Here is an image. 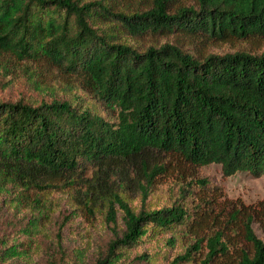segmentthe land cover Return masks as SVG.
Listing matches in <instances>:
<instances>
[{
	"label": "trees",
	"instance_id": "1",
	"mask_svg": "<svg viewBox=\"0 0 264 264\" xmlns=\"http://www.w3.org/2000/svg\"><path fill=\"white\" fill-rule=\"evenodd\" d=\"M157 36L178 41L145 44ZM241 41H264V0H0L4 68L61 81L49 100L0 101V196L28 216L0 264L38 250L64 208L109 227L94 264H264V202L200 174L264 175V51H209Z\"/></svg>",
	"mask_w": 264,
	"mask_h": 264
},
{
	"label": "rangeland",
	"instance_id": "2",
	"mask_svg": "<svg viewBox=\"0 0 264 264\" xmlns=\"http://www.w3.org/2000/svg\"><path fill=\"white\" fill-rule=\"evenodd\" d=\"M190 4L194 0H179ZM153 0H117L118 8L123 10H138L149 6ZM152 41L157 43L178 41L174 36H157L148 38L145 44ZM185 42V41H184ZM246 50L251 53L264 51V41L253 43L251 41L227 42L209 47L210 52L226 53L237 50ZM1 59V58H0ZM4 62L0 60V101H16L19 99L38 98L49 100L51 92L44 89L48 83L53 86L57 82L61 84L51 71L40 70L36 74L30 73V69L24 64L15 65L8 63L4 68ZM37 81V83H36ZM42 82L41 86L39 84ZM39 86V87H38ZM200 174L212 179L221 185L227 196L240 198L246 203L264 202V175L253 177L246 172H237L231 176L222 175L221 166L213 163L202 166ZM148 204L155 203L154 198H148ZM140 205L139 199L133 202ZM68 210L59 209L52 214L50 222L45 229V235H39L38 250L32 251L26 257L16 256L3 264H74L76 255L84 253L86 264H94L101 253H106L108 243L113 238L109 227L98 217L90 223H83L82 218L71 215L66 221ZM28 216L23 211H18L10 202L0 196V242L2 239L12 238L22 228ZM256 234L264 239L262 231L254 225ZM127 259H121L113 264H168L162 257L154 262L141 259L132 253Z\"/></svg>",
	"mask_w": 264,
	"mask_h": 264
}]
</instances>
